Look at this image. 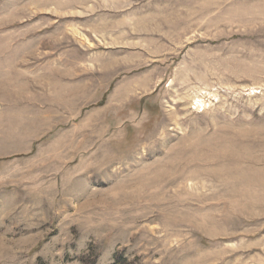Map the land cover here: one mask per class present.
Wrapping results in <instances>:
<instances>
[{
  "label": "rangeland",
  "instance_id": "374dc122",
  "mask_svg": "<svg viewBox=\"0 0 264 264\" xmlns=\"http://www.w3.org/2000/svg\"><path fill=\"white\" fill-rule=\"evenodd\" d=\"M0 264H264V0H0Z\"/></svg>",
  "mask_w": 264,
  "mask_h": 264
}]
</instances>
